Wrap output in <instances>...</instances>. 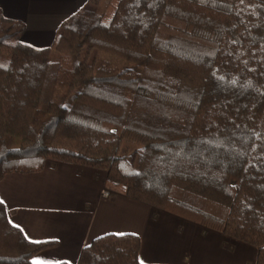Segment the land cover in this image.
Returning <instances> with one entry per match:
<instances>
[{
    "label": "trees",
    "instance_id": "obj_1",
    "mask_svg": "<svg viewBox=\"0 0 264 264\" xmlns=\"http://www.w3.org/2000/svg\"><path fill=\"white\" fill-rule=\"evenodd\" d=\"M53 44L0 12V179L47 159L256 247L264 264V0H87ZM0 201V264H34ZM139 236L75 264H141ZM57 264H68L60 262Z\"/></svg>",
    "mask_w": 264,
    "mask_h": 264
},
{
    "label": "crops",
    "instance_id": "obj_2",
    "mask_svg": "<svg viewBox=\"0 0 264 264\" xmlns=\"http://www.w3.org/2000/svg\"><path fill=\"white\" fill-rule=\"evenodd\" d=\"M87 0H0V12L22 24L20 41L53 44L60 26ZM110 195H100L101 188ZM11 224L31 242H47L34 264H75L80 249L107 233L139 236L141 264H253L256 247L132 199L106 184L101 169L47 159L38 172L0 179Z\"/></svg>",
    "mask_w": 264,
    "mask_h": 264
},
{
    "label": "built area",
    "instance_id": "obj_3",
    "mask_svg": "<svg viewBox=\"0 0 264 264\" xmlns=\"http://www.w3.org/2000/svg\"><path fill=\"white\" fill-rule=\"evenodd\" d=\"M100 195L103 196V197H107V196L110 195V192L106 188H103L100 191Z\"/></svg>",
    "mask_w": 264,
    "mask_h": 264
},
{
    "label": "rangeland",
    "instance_id": "obj_4",
    "mask_svg": "<svg viewBox=\"0 0 264 264\" xmlns=\"http://www.w3.org/2000/svg\"><path fill=\"white\" fill-rule=\"evenodd\" d=\"M53 160V159H52ZM101 189H103V188H101ZM101 189H100V191H101ZM106 189H108L107 187H106ZM109 192H111L110 190H108ZM248 245H250V244H248ZM253 246V245H252ZM256 249V248H255ZM254 258H255V255H254ZM255 262V261H254ZM254 262H253V264H254Z\"/></svg>",
    "mask_w": 264,
    "mask_h": 264
}]
</instances>
